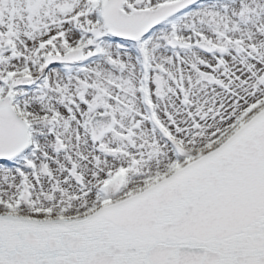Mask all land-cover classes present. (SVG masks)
Listing matches in <instances>:
<instances>
[{"label":"snow or ice","instance_id":"6c2138e0","mask_svg":"<svg viewBox=\"0 0 264 264\" xmlns=\"http://www.w3.org/2000/svg\"><path fill=\"white\" fill-rule=\"evenodd\" d=\"M0 264H264V0H0Z\"/></svg>","mask_w":264,"mask_h":264}]
</instances>
